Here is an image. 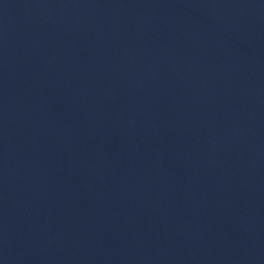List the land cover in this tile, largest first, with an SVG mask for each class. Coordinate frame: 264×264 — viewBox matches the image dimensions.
Masks as SVG:
<instances>
[{
	"label": "water",
	"instance_id": "obj_1",
	"mask_svg": "<svg viewBox=\"0 0 264 264\" xmlns=\"http://www.w3.org/2000/svg\"><path fill=\"white\" fill-rule=\"evenodd\" d=\"M0 264H264V0H0Z\"/></svg>",
	"mask_w": 264,
	"mask_h": 264
}]
</instances>
